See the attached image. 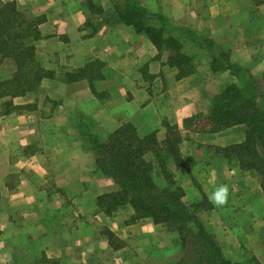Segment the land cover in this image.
Instances as JSON below:
<instances>
[{
	"label": "crops",
	"instance_id": "obj_1",
	"mask_svg": "<svg viewBox=\"0 0 264 264\" xmlns=\"http://www.w3.org/2000/svg\"><path fill=\"white\" fill-rule=\"evenodd\" d=\"M130 1L147 11L148 26L179 40V49H159L122 22L118 0H0L39 22L36 59L52 74L34 93L8 98L12 103L0 98V264L184 260L174 229L137 219L131 205L102 209L100 199L120 187L96 168L87 120L103 141L127 124L141 136L155 132L159 142L176 128L184 167L171 172L183 202L195 208L205 200L197 219L227 261L264 264L261 182L221 153L245 141L247 126L213 132L207 121L212 100L231 86L264 110V0ZM178 54L194 67L180 79L171 65ZM219 185L230 195L215 207L208 194Z\"/></svg>",
	"mask_w": 264,
	"mask_h": 264
},
{
	"label": "trees",
	"instance_id": "obj_2",
	"mask_svg": "<svg viewBox=\"0 0 264 264\" xmlns=\"http://www.w3.org/2000/svg\"><path fill=\"white\" fill-rule=\"evenodd\" d=\"M118 1L117 14L122 22L133 25L137 33H144L159 49H179V40L165 37L163 30L148 26L151 19L141 5L130 0ZM13 12L16 13L15 8ZM5 22L0 23V36L9 38L7 41L0 40V55L2 58L11 55L15 57L18 69L14 79L0 84L8 89V93L0 94V98H16L37 90L44 79L52 78V74L46 72L39 64L31 66L34 69L30 71L23 69L24 65L37 63L35 55L33 53L24 58V53L18 52L23 49V52L26 49L33 52L34 48L29 45L28 40H39V22L22 20L19 25H14L9 20ZM14 28L15 32L23 31L27 35L13 34ZM12 37L17 40L11 45ZM20 38L25 42H20ZM177 58L179 59L174 57L171 65L179 68V79L191 75L194 68L192 60L179 54ZM86 70L78 74L83 76ZM69 77L75 78L73 75ZM211 105L207 121L211 123L213 132L222 131L238 123L247 126L245 141L222 149L221 153L227 160H237L242 170L255 172L261 178L264 193L263 108L254 103L253 99L243 95L235 86L215 97ZM90 137L92 151L97 154V170L112 178L120 187V193L117 195L103 197L108 203H103L102 207L107 214L122 205H131L137 219L151 218L156 224H165L177 231L185 253H189L190 248L196 255V259L182 260L181 264H232L223 257L214 238L205 232L197 219L198 212L203 209L202 204L193 208L183 202L185 193L177 185L171 172V168L184 167L179 151L182 138L176 128H169L167 138L163 142L158 141L155 132L139 135L131 124L122 126L101 144L95 134Z\"/></svg>",
	"mask_w": 264,
	"mask_h": 264
},
{
	"label": "rangeland",
	"instance_id": "obj_3",
	"mask_svg": "<svg viewBox=\"0 0 264 264\" xmlns=\"http://www.w3.org/2000/svg\"><path fill=\"white\" fill-rule=\"evenodd\" d=\"M15 6V5H14ZM14 8L15 7H13V3H10V2H8V3H6V4H4L3 6H1L0 7V23L1 22H5V21H7V20H9L10 22H12V23H14V25H19L20 23H22L21 21L23 20V21H27L28 19H26V18H21L19 15H18V13H17V11H16V13L14 14V12H13V10H14ZM10 15H12V16H15L14 18H12ZM31 21H34L35 23H37L38 21L37 20H31ZM6 23V22H5ZM16 31V28H14V31H12V33L14 34V33H20V34H23V36H26L27 35V33H25V32H23V31H18V32H15ZM8 38L9 37H6L5 38V36L3 37V36H0V40L1 41H7L8 40ZM10 39H13L12 41H10V44L12 45L13 43H15V41L17 40V39H14V37H12V38H10ZM21 39L22 38H20V42H25V41H21ZM39 39H40V34H39ZM35 42H37V41H35ZM35 42L32 40V39H30V40H28V43H29V45L30 46H33V48H34V50H33V52L31 51H28L27 49L25 50V52H23L24 51V49L23 50H19L18 52L19 53H24V58L26 57V55H30V54H33L34 53V55H35V61L37 62V63H32L30 66H26V65H24V67H23V69H26L27 71H30V70H33L34 68L33 67H31V66H34V65H36V64H39V66H41L42 67V64H40L38 61H37V59H36V53H37V47H36V44H35ZM94 65H96V66H94ZM92 66H94V69L96 70L97 69V66H99V64H97L96 62L95 63H92L90 66H89V69L92 67ZM17 63H16V60H15V57H13L12 55L11 56H7V57H1V55H0V84L2 83V82H7V81H10L11 79H14V77L17 75ZM93 69V67L91 68V70ZM94 70V71H95ZM1 72H5L3 75L1 74ZM72 75V74H71ZM6 76V77H5ZM75 78H71V79H68L69 81H77V80H79L80 79V77H81V74H78V75H73ZM45 80V79H44ZM43 80V81H44ZM48 80H50V79H48ZM67 81V80H66ZM41 86V85H40ZM39 89V88H38ZM37 89V90H38ZM37 90H35L34 92H36ZM34 92H28V93H34ZM8 93V89H6L5 87H1L0 86V94H7ZM27 94V93H26ZM21 97V96H20ZM2 98H7V100H8V98H10V99H14V98H12V97H10V96H4V97H2ZM5 102H11L12 103V101H10V100H8V101H5ZM5 102H3V103H5ZM37 102H38V100H37ZM6 104H8V103H6ZM8 106V105H7ZM13 106V105H12ZM57 106V105H56ZM14 107V106H13ZM22 107H24V106H21V107H19V108H22ZM35 107H37L36 106V104H33V105H29V106H26V110H33V109H35ZM47 108H53V106L51 105V104H47ZM2 110L3 111H1V113L2 112H6V111H8V108L7 107H5V106H2ZM54 110V113H55V109H53ZM58 110H62V109H60V108H58ZM63 111V110H62ZM61 111V115H64V117H66V115L67 114H65V113H63ZM208 116H209V114H208ZM207 116V117H208ZM87 122V125H88V130L89 131H92V133L91 134H94L95 133V130L97 129L95 126H94V124H93V122L91 121V120H87L86 121ZM0 130H2L1 131V135H3V129L0 127ZM94 132V133H93ZM97 132V131H96ZM77 133L78 134H82V132H81V129L79 130V131H77ZM89 139V142L87 143V145L88 146H91V151H92V144H91V142H90V140H91V137L90 138H88ZM88 139H87V141H88ZM100 142H99V144H101L102 142H105V141H103V140H99ZM0 142L2 143V144H4L5 142H4V140H3V137H2V139L0 140ZM90 148V147H89ZM41 165H42V163H41ZM259 177V176H258ZM259 180H260V182H261V178L259 177ZM102 202H101V207H103V203L104 204H108L107 203V201H104V200H101ZM202 204H206V202H205V200L204 201H202ZM201 205V204H200ZM3 208V207H2ZM2 208H0V210L2 209ZM7 208V207H6ZM103 209V208H102ZM135 212V211H134ZM189 253H185V256H184V260H188V259H190V260H192V258L193 259H196V255L194 254V251L192 252L191 251V249L189 248Z\"/></svg>",
	"mask_w": 264,
	"mask_h": 264
},
{
	"label": "clouds",
	"instance_id": "obj_4",
	"mask_svg": "<svg viewBox=\"0 0 264 264\" xmlns=\"http://www.w3.org/2000/svg\"><path fill=\"white\" fill-rule=\"evenodd\" d=\"M229 195L228 186L219 185L216 186L210 194H208V201L215 207H222L228 202Z\"/></svg>",
	"mask_w": 264,
	"mask_h": 264
}]
</instances>
